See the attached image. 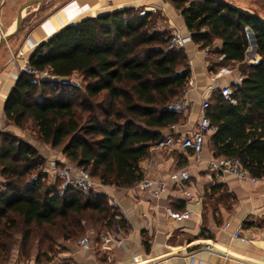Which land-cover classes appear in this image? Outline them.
<instances>
[{
    "label": "trees",
    "instance_id": "1",
    "mask_svg": "<svg viewBox=\"0 0 264 264\" xmlns=\"http://www.w3.org/2000/svg\"><path fill=\"white\" fill-rule=\"evenodd\" d=\"M169 1L193 43L222 55L223 62H239L244 75L231 84L234 104L219 90L210 98L213 156L237 157L251 175L263 177L264 20L223 0ZM134 11L124 7L61 27L27 55L33 68L55 78L20 73L4 106L8 121L30 123L38 140L60 147L72 164L117 187L142 179L139 161L162 129L180 121L166 105L186 87L190 72L183 49H168L169 37L149 30L158 15ZM246 27L256 42L255 65L243 62ZM250 42L252 49V37ZM73 73L80 83L62 80ZM43 164L32 147L0 133V239L15 231L23 239L59 231L77 236L83 219L110 220L104 195L59 193L42 179Z\"/></svg>",
    "mask_w": 264,
    "mask_h": 264
},
{
    "label": "crops",
    "instance_id": "2",
    "mask_svg": "<svg viewBox=\"0 0 264 264\" xmlns=\"http://www.w3.org/2000/svg\"><path fill=\"white\" fill-rule=\"evenodd\" d=\"M26 1L0 0V30L5 33L11 30ZM223 1L254 13L231 0ZM121 5L143 6L144 12L158 10V22L163 28L189 32L180 11L163 0H56L44 18L21 30L20 35H16L18 31L0 46V133L13 136L37 152L44 160L41 168L44 180L49 179L54 164L68 160L62 152L50 153L48 144L32 136L36 135L33 127L28 130L27 125L18 127L6 119L5 102L19 76L18 67L7 58V49L21 47L29 55L64 25L120 9ZM245 31L252 33L248 27ZM253 42L256 44L254 35ZM220 45L219 39L214 40L215 47ZM204 49L207 48H201L192 41L183 49L190 71L186 88H191L192 104L187 119L176 123L175 138L190 136L195 130L200 117V103L196 110L195 102L198 98L201 101L208 89L217 91L224 85L238 84L244 76L232 67L239 62H223L222 55L211 52L205 56ZM253 51L255 55L252 58L244 53L245 64L258 62L256 49ZM193 117H196L194 121ZM213 132L207 133L197 161L188 149L175 147L157 151L153 144L149 146L148 155L138 164L142 178L166 182V190L160 196H151L135 187V183L117 187L103 184L94 177L96 186L89 192L105 196L111 209L110 220L83 219V231L71 237L59 231L53 236L41 233L23 239L15 231L10 239H0V264H28L31 261L40 264H264V180L239 182L231 174L220 179L210 174L207 162L213 157L209 144ZM150 155L154 157V163L144 173L146 159ZM184 167L189 169V184L201 206L190 218L175 221L167 216L164 206L170 205L176 210L183 207L182 197L173 191L172 174ZM236 230L244 240L233 237ZM103 234H108L110 240L104 243L100 239ZM83 235H88L91 241V248L86 250L78 245Z\"/></svg>",
    "mask_w": 264,
    "mask_h": 264
},
{
    "label": "built area",
    "instance_id": "3",
    "mask_svg": "<svg viewBox=\"0 0 264 264\" xmlns=\"http://www.w3.org/2000/svg\"><path fill=\"white\" fill-rule=\"evenodd\" d=\"M191 41L190 33H182L178 29L172 28L168 38V49H184L186 44ZM10 61L18 67L19 74L26 73L33 77H48L50 76L49 70L45 69L42 71L33 68L27 59V51L19 49L15 53L9 48ZM203 54L208 55V50L204 49ZM20 61V65H18ZM191 88H184L182 93L176 98L171 100L166 105V110L174 112L176 114L183 113L188 110L192 104L190 99ZM215 90L208 89L207 92L202 95L199 104L200 117L197 122L195 130L190 136H184L175 138L174 130L177 124H171L164 128L160 132V137L153 143V148L157 151H162L170 148H182L188 149L194 160L197 161L200 158V154L203 149L205 137L207 133L215 130V126H212L209 117L206 114L207 109L210 105V98ZM219 92L222 96L229 99L231 104L236 101L231 98L233 87L231 84L224 85L219 88ZM154 163V157L148 156L146 159V166L143 169L144 173L148 172ZM54 169L48 180L58 181V192L65 193L68 191H76L87 193L96 186V181L89 172L81 167L72 164L70 161H62L54 164ZM207 171L213 174L217 179H220L225 174L233 175L237 181L245 182L250 181L256 183L263 179V177H256L251 175L248 170L242 165L241 161L237 157H225V156H213L208 159ZM173 178V191L179 194L183 199V207L181 209H174L170 205L164 206V211L169 218L175 221H183L191 217L194 211H199L201 203L196 198L191 190L190 186V174L188 167L178 169L172 174ZM135 187L147 191L151 196L158 197L166 190V182L160 179H151L143 177L141 180L135 183ZM228 224H225L227 227ZM233 237H240L238 230L234 231ZM242 240L244 238L240 237ZM100 239L105 243L110 240L108 234L101 235ZM78 245L81 249L86 250L91 248V241L88 235H83L78 240ZM28 264H40L36 261H31Z\"/></svg>",
    "mask_w": 264,
    "mask_h": 264
},
{
    "label": "rangeland",
    "instance_id": "4",
    "mask_svg": "<svg viewBox=\"0 0 264 264\" xmlns=\"http://www.w3.org/2000/svg\"><path fill=\"white\" fill-rule=\"evenodd\" d=\"M163 1L171 3L169 0H163ZM231 1L236 3L242 9H246V10L248 9L250 11H253L254 14H256L257 16H259L260 18H262L264 20V0H231ZM55 3H56V0H45L44 2H42V3L38 4V5L29 6L26 9V11H25L26 14H25L24 20L22 22V27H21V29L19 30V32L16 35H20V31L21 30H23V29H25L27 27L35 25L39 20L44 18V16H46V14L49 12L50 8H52L53 4H55ZM121 7L124 8V7H127V6L126 5H121ZM34 8H35V10H33ZM134 8H135V11H134L135 13H143L144 12L143 6H134ZM151 11L153 12V14L159 15L158 10H151ZM100 13H102V12H100ZM158 19H159L158 16H157L156 19H153V25H152V27L149 30L153 31L154 29H156V30L160 29L161 31H163L166 34V36L169 37L171 30L170 29L167 30L165 27L163 28L161 26L160 22H158ZM250 33L251 32H246L247 43H248L246 50L249 51L248 56H247L248 58H252L255 55V53L253 51V48L251 49V42H250L251 41V36H250ZM10 49L15 53L16 51L21 49V47H18L16 49H14V48H10ZM7 58L10 60L9 48L7 49ZM18 63H19L18 65H20V61H18ZM232 67L234 69H236V70H240L241 65L237 64V63H234V64H232ZM45 78L53 79L55 77L50 75V76L45 77ZM34 79L39 80L41 78L34 77ZM62 80L66 81V82H69L71 84L80 83L79 78H78L76 73H73L70 76L63 78ZM51 87L52 86H50V85L49 86H45L43 88V90L46 91V93H47V92L50 91L49 89H52ZM182 91H181V93H182ZM174 99H176V98H174ZM199 103H200V99L198 98L197 101L195 102L196 110H197V107H198ZM190 111H191V108L189 107L187 111H185L183 113H180L179 114L180 115V120L181 121H185L187 119V116H189ZM195 118L193 117L191 119L194 121ZM26 125L28 126V130H30V127H32V125L30 123H27ZM32 136L36 137V135H34V134ZM49 150H50V153H53V152L54 153H60L61 152V148L60 147L53 148V147L49 146ZM45 184H47V185L54 184L55 187H57L58 186V181L54 182L52 180L46 179L45 180Z\"/></svg>",
    "mask_w": 264,
    "mask_h": 264
},
{
    "label": "water",
    "instance_id": "5",
    "mask_svg": "<svg viewBox=\"0 0 264 264\" xmlns=\"http://www.w3.org/2000/svg\"><path fill=\"white\" fill-rule=\"evenodd\" d=\"M44 0H27L20 8L19 13L17 15L15 24L13 26V29L7 33L3 32L2 30H0V46L5 44L13 35H15L21 28L22 26V22L25 16V11L26 9L33 5V4H38L43 2ZM248 30L250 31V28H248ZM250 36L253 39V35L252 33H250ZM253 48L254 50L256 49V44L253 43ZM245 53H249L248 50L245 51Z\"/></svg>",
    "mask_w": 264,
    "mask_h": 264
},
{
    "label": "bare ground",
    "instance_id": "6",
    "mask_svg": "<svg viewBox=\"0 0 264 264\" xmlns=\"http://www.w3.org/2000/svg\"><path fill=\"white\" fill-rule=\"evenodd\" d=\"M12 29H13V27L11 28V30H12ZM11 30H10V31H11Z\"/></svg>",
    "mask_w": 264,
    "mask_h": 264
}]
</instances>
